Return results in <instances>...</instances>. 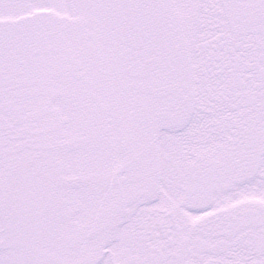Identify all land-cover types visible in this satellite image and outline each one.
<instances>
[{"label": "snow or ice", "instance_id": "obj_1", "mask_svg": "<svg viewBox=\"0 0 264 264\" xmlns=\"http://www.w3.org/2000/svg\"><path fill=\"white\" fill-rule=\"evenodd\" d=\"M0 264H264V0H0Z\"/></svg>", "mask_w": 264, "mask_h": 264}]
</instances>
